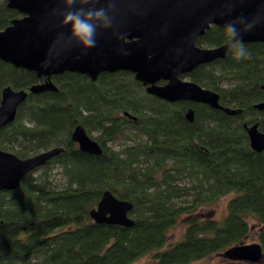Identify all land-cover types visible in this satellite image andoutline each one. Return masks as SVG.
Instances as JSON below:
<instances>
[{
	"label": "trees",
	"instance_id": "1",
	"mask_svg": "<svg viewBox=\"0 0 264 264\" xmlns=\"http://www.w3.org/2000/svg\"><path fill=\"white\" fill-rule=\"evenodd\" d=\"M21 16L0 0V30ZM226 42L219 25L197 40L202 47ZM244 45L247 58L234 59L230 48L187 74L235 113L166 101L129 71L101 72L94 80L66 70L52 76L56 90L33 93L45 76L0 59V101L6 86L28 92L0 131L2 149L27 158L62 148L0 195V264H264L222 254L248 238L264 250V150L251 148L243 125L257 113L264 131V110L253 108L264 99V42ZM78 125L100 143L101 154L79 149ZM54 168L59 181L50 178ZM106 189L133 202L132 226L91 218ZM229 195L222 219L203 211ZM179 222L184 230L173 239ZM215 254L224 258L208 259Z\"/></svg>",
	"mask_w": 264,
	"mask_h": 264
},
{
	"label": "water",
	"instance_id": "2",
	"mask_svg": "<svg viewBox=\"0 0 264 264\" xmlns=\"http://www.w3.org/2000/svg\"><path fill=\"white\" fill-rule=\"evenodd\" d=\"M8 6L21 12L22 16L12 20L0 30V59L16 67L35 71L38 76L62 73L66 70L86 74L96 79L101 72L128 70L135 78L147 85L148 93L164 100L175 102L189 100L222 108L228 113L236 109L223 106L220 94L196 81L182 77L197 66L224 58L230 49L227 42L218 46L202 47L197 40L212 25L224 27L225 23L240 15L250 16L260 7V0H139L137 12L123 13V24L119 31L127 34L123 45L127 54L119 49L121 41L111 30L98 36L97 46L80 55V49L61 51L56 41L57 29L53 27L52 10L55 0H6ZM243 42H264V24L243 34ZM181 45L185 55L174 58L173 49ZM79 57V58H77ZM47 65V66H42ZM167 80L158 84L159 80ZM264 90V83L261 84ZM48 81L30 88L33 93L56 90ZM26 90L6 86L0 101V131L12 122L17 109L27 97ZM257 107L264 108V104ZM189 120L194 118V109L187 112ZM251 148L264 150V132L258 123L248 128ZM73 139L82 151L101 154L100 143L92 138L82 125L76 126ZM62 151L53 148L27 158L2 149L0 146V192L16 189L23 177L52 156ZM133 202L117 197L111 190L103 191L97 205L90 210L91 218L97 223L132 226L130 216ZM231 260L253 263L264 258L262 244L258 241L235 244L222 253Z\"/></svg>",
	"mask_w": 264,
	"mask_h": 264
},
{
	"label": "clouds",
	"instance_id": "3",
	"mask_svg": "<svg viewBox=\"0 0 264 264\" xmlns=\"http://www.w3.org/2000/svg\"><path fill=\"white\" fill-rule=\"evenodd\" d=\"M138 2L139 0H55L57 7L52 10L51 15L53 27L58 30L56 41L60 50L71 51L78 48L80 55H86V50L97 46L98 36L111 30L121 41L119 50L127 54L123 47L127 43V34L119 29L123 24L124 11L136 13ZM261 24H264V0H260V7L250 16H236L225 23L227 44L234 52V59L248 57L243 34ZM172 51L177 60L185 55V48L181 45L175 46Z\"/></svg>",
	"mask_w": 264,
	"mask_h": 264
},
{
	"label": "rangeland",
	"instance_id": "4",
	"mask_svg": "<svg viewBox=\"0 0 264 264\" xmlns=\"http://www.w3.org/2000/svg\"><path fill=\"white\" fill-rule=\"evenodd\" d=\"M120 143L123 142V138L119 140ZM61 174L57 173L56 169L54 168L52 170V176L50 177L51 179H53L54 181H59L61 178ZM231 195L229 196H224L222 197L217 203H214L212 205H207L202 207L203 211H206L207 213H210L212 216L216 217L217 219H222L226 213H227V205L229 202ZM184 230V225L182 222H179L171 231H172V238H176L179 237L182 232ZM256 239L253 240V238H248L245 240V242L250 243L255 241ZM224 256L223 255H212L210 257H208V259L210 260H219V259H223ZM140 261V260H139Z\"/></svg>",
	"mask_w": 264,
	"mask_h": 264
},
{
	"label": "flooded vegetation",
	"instance_id": "5",
	"mask_svg": "<svg viewBox=\"0 0 264 264\" xmlns=\"http://www.w3.org/2000/svg\"><path fill=\"white\" fill-rule=\"evenodd\" d=\"M118 71H128V70H118ZM129 72H131V71H129ZM131 73H133V72H131ZM190 73V72H189ZM59 74V73H58ZM134 74V73H133ZM188 73H186V74H184V75H182V77H184V78H187L188 77V79H189V76L187 75ZM55 75V74H54ZM135 75V74H134ZM42 76H45V75H42ZM41 76V77H42ZM52 76L53 75H51L49 78L47 77V76H45V82L46 81H48L49 79L52 81ZM167 82V80H163V79H161V80H159L157 83L158 84H165ZM43 83H44V81H43ZM143 83V82H142ZM144 84V83H143ZM145 85V84H144ZM146 87L145 88H147V85H145ZM263 90V89H262ZM264 91V90H263ZM167 101V100H166ZM179 101H181V100H179ZM179 101H175V102H179ZM184 101H189V100H184ZM221 101V100H220ZM170 102V101H169ZM175 102H172V103H175ZM189 102H193V101H189ZM193 103H199V102H193ZM221 103V102H220ZM203 104H205V103H203ZM226 106H228V105H226ZM190 107H192V106H190ZM228 107H230V106H228ZM193 109H194V107H192ZM253 108H254V106H253ZM255 109V108H254ZM264 110V109H263ZM251 113H256V111H251ZM127 115H128V113H126ZM194 114H195V109H194ZM256 116L254 117H252V118H250V119H247L246 118V123H248V124H254V123H258V127H259V123H260V120H259V118L261 117L259 114H255ZM128 116H130V118H134V117H132L131 115H128ZM135 119V118H134ZM192 121V120H191ZM259 129H260V127H259ZM261 130V129H260ZM93 138V137H92ZM74 141H76V140H74ZM77 142V141H76ZM77 144H78V142H77ZM78 147H79V144H78ZM80 149V148H79ZM81 150V149H80ZM46 163V162H45ZM45 163H43L42 165H40V167L41 166H43Z\"/></svg>",
	"mask_w": 264,
	"mask_h": 264
},
{
	"label": "bare ground",
	"instance_id": "6",
	"mask_svg": "<svg viewBox=\"0 0 264 264\" xmlns=\"http://www.w3.org/2000/svg\"><path fill=\"white\" fill-rule=\"evenodd\" d=\"M26 99V98H25ZM23 102V101H22ZM21 102V103H22ZM20 103V104H21ZM261 103H263L264 104V99H261V100H259V101H257V102H255L254 104H253V106H254V108L255 109H257V110H263L264 108H260V107H257V105L258 104H261ZM190 109V106L187 108V110H186V117L188 118V116H187V112H188V110ZM244 128H245V130H246V134H247V137H248V141H249V145L251 144V139H250V134H249V132H248V128L252 125V124H248V123H246V122H244ZM262 132H264L263 130H261ZM251 146V145H250ZM49 160V159H48ZM47 160V161H48ZM40 166H38V167H36L34 170H36V169H38ZM6 191H10V190H6ZM3 192H5V191H1L0 192V195L3 193Z\"/></svg>",
	"mask_w": 264,
	"mask_h": 264
}]
</instances>
